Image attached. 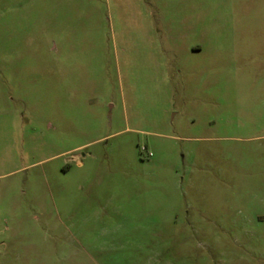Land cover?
Here are the masks:
<instances>
[{"label":"rangeland","instance_id":"374dc122","mask_svg":"<svg viewBox=\"0 0 264 264\" xmlns=\"http://www.w3.org/2000/svg\"><path fill=\"white\" fill-rule=\"evenodd\" d=\"M0 264H264V0H0Z\"/></svg>","mask_w":264,"mask_h":264}]
</instances>
